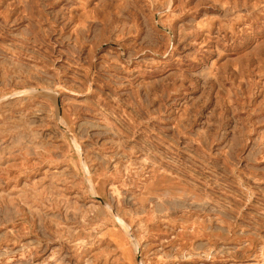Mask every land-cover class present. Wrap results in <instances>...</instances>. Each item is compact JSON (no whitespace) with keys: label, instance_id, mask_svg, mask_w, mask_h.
Returning a JSON list of instances; mask_svg holds the SVG:
<instances>
[{"label":"rangeland","instance_id":"1","mask_svg":"<svg viewBox=\"0 0 264 264\" xmlns=\"http://www.w3.org/2000/svg\"><path fill=\"white\" fill-rule=\"evenodd\" d=\"M0 264H264V0H0Z\"/></svg>","mask_w":264,"mask_h":264},{"label":"bare ground","instance_id":"2","mask_svg":"<svg viewBox=\"0 0 264 264\" xmlns=\"http://www.w3.org/2000/svg\"><path fill=\"white\" fill-rule=\"evenodd\" d=\"M122 226H123V224H122ZM124 227V226H123ZM126 232V231H125Z\"/></svg>","mask_w":264,"mask_h":264}]
</instances>
